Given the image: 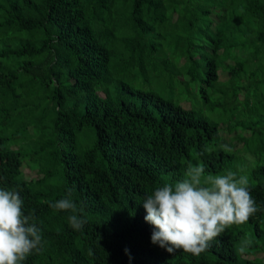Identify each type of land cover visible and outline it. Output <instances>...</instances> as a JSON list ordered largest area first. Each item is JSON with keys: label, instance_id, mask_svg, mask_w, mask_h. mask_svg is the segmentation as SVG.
<instances>
[{"label": "trees", "instance_id": "16d2710c", "mask_svg": "<svg viewBox=\"0 0 264 264\" xmlns=\"http://www.w3.org/2000/svg\"><path fill=\"white\" fill-rule=\"evenodd\" d=\"M201 163L264 208V0H0V188L43 237L23 264H264V210L199 256L152 243L144 197ZM68 189L80 231L49 206Z\"/></svg>", "mask_w": 264, "mask_h": 264}, {"label": "clouds", "instance_id": "9594fccd", "mask_svg": "<svg viewBox=\"0 0 264 264\" xmlns=\"http://www.w3.org/2000/svg\"><path fill=\"white\" fill-rule=\"evenodd\" d=\"M221 147L230 151L227 145ZM203 155V152L201 153ZM49 206L71 213L69 226L80 231L88 223L82 208L72 198V189ZM145 221L153 226L151 241L169 253L183 250L199 256L215 238L232 225H242L264 210L251 195L247 175L229 170L205 175V166L189 164L184 177L165 183L144 197ZM18 188H0V264H23L43 250V237L34 213L25 214ZM242 239L238 251L244 254L251 245ZM127 253L128 250L125 249ZM131 259V257H130Z\"/></svg>", "mask_w": 264, "mask_h": 264}, {"label": "rangeland", "instance_id": "374dc122", "mask_svg": "<svg viewBox=\"0 0 264 264\" xmlns=\"http://www.w3.org/2000/svg\"><path fill=\"white\" fill-rule=\"evenodd\" d=\"M212 15V14H211ZM212 17H214V16H212ZM227 62L228 63H233V61H232V59H230V58H228L227 59ZM228 77V74L227 73H225V72H222V71H220V78H227ZM182 103V105L184 106V107H189L190 106V104H189V102H187V101H183V102H181ZM226 108V107H225ZM227 109V108H226ZM229 116V113H227V114H225L223 117L224 118H227ZM249 118V117H248ZM232 119H237V117L236 116H234ZM231 119V120H232ZM243 134H245V135H247L248 133L247 132H243ZM234 135V132H227L226 133V136L227 137H232ZM242 141H235V146L237 147V148H240L241 146H242ZM24 167H26V166H24ZM24 176L26 177V178H28V179H30V178H34V177H36V171L34 170V171H32V170H29V169H26V170H24ZM263 229H264V227H262ZM252 238H250V240H251ZM257 246H259V241H258V239H257ZM259 250V249H258ZM255 255H257V256H261L262 257V259L264 260V251H262V250H260V251H257V252H255ZM250 257H252V256H250Z\"/></svg>", "mask_w": 264, "mask_h": 264}]
</instances>
